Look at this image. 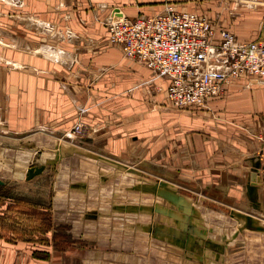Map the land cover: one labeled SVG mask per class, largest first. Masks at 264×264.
I'll list each match as a JSON object with an SVG mask.
<instances>
[{
  "label": "crops",
  "instance_id": "obj_1",
  "mask_svg": "<svg viewBox=\"0 0 264 264\" xmlns=\"http://www.w3.org/2000/svg\"><path fill=\"white\" fill-rule=\"evenodd\" d=\"M244 4L256 5L250 10L253 15L240 14ZM0 5V209L14 213L19 225L31 221L32 228L42 229L40 244L52 246L56 228L75 230L74 246L84 243L86 236L98 238L83 230L119 220L120 206L131 207L128 212L134 213L142 202L140 196L148 202L157 199L136 188L138 182L142 186L149 180L77 153H65L55 166L47 165L40 175L26 180L27 169L52 160L61 144L184 191L200 211L196 220L208 225L215 218H226L219 213L220 217L211 216L220 207L264 222L260 169L255 200L246 194L264 132V78L233 82L221 96L209 100L207 108L185 114L177 108L170 111L167 81L124 58L109 44L107 29L116 18L153 16L171 5L177 11L207 16L217 36L227 30L241 42L261 40L264 0H0ZM245 17L256 20L255 30L239 36L230 22ZM38 22L50 24V33H44ZM44 46L56 47L65 58L48 59L41 55ZM77 123L84 126V135L63 140ZM47 179V185L40 183ZM10 182H17L22 190L16 188L11 194ZM4 204L18 211L3 208ZM6 236H0V244L7 243ZM233 241L225 256L231 264H241L242 249ZM47 253V260L55 257ZM257 261L253 255L245 262Z\"/></svg>",
  "mask_w": 264,
  "mask_h": 264
},
{
  "label": "rangeland",
  "instance_id": "obj_2",
  "mask_svg": "<svg viewBox=\"0 0 264 264\" xmlns=\"http://www.w3.org/2000/svg\"><path fill=\"white\" fill-rule=\"evenodd\" d=\"M254 7L256 5L244 4L239 10L241 11L240 14L251 16L253 12L250 10H253ZM221 23L224 24V22ZM230 23L235 24L239 36H247L249 29L255 30L252 26L256 23V20L253 17H245ZM23 26L26 27V24ZM40 27L42 28L41 25ZM73 59L72 56L71 61ZM159 94H162V92ZM155 104L159 105V102H155ZM167 107L169 110L177 111L169 100ZM188 111L180 110L177 112L185 114L189 113ZM169 124L172 125V120H169ZM76 125H81V123ZM82 130V135H84V126H82ZM66 134L72 140L76 137L69 132ZM65 141L70 142L69 139H65ZM35 165H38V163ZM48 182L49 179L40 183L47 185ZM10 183L13 184L8 190L11 194H16V188L21 190L23 188L21 185L17 186V182ZM140 187L141 184L138 182L136 188L140 190ZM181 192L185 196L184 191L181 190ZM140 197L142 202L137 203L134 213L128 212L131 207L120 206L119 220L99 222L95 228H86V230H83V232L85 231L84 234L94 233L98 238L86 236L88 239L84 243H82L83 241L79 242L76 246L72 245L76 243V240L73 239L76 236L73 235L75 230H72L71 233L65 228H56V238L52 246L40 244L42 229L32 228L31 221L19 225L14 213L6 214L0 209V236L7 234L6 237L9 238L8 240L5 238L6 244H0V264H231L225 253L227 250L230 252L227 247L233 240H235L233 243L238 242L236 244H239H235L237 249H242L239 253L242 260L241 264H247L245 261H248L253 255L258 260L256 264H261V262L264 264V233L248 230L238 232L241 223L230 216L231 211L245 212L232 208H217L218 212H210L211 216L220 217L222 215L226 218H215L208 225L202 219L200 221L196 220V218L198 219L197 216L200 215V211L193 206L197 216L195 218V213L189 215V221L186 223L187 227L183 229L185 219L182 212L160 197H156L155 201L154 198H151L149 202L145 200L147 197ZM36 199L38 200V197ZM193 199L195 200V196ZM2 207L11 208V211L14 212L15 210L18 211L17 208L8 207L5 204ZM165 211H170L171 214L163 213ZM29 220H32V218ZM198 233L202 234L203 237ZM113 236H115L114 243L111 241ZM105 237L109 238V241ZM16 240L23 243L15 244ZM37 242L39 243L37 244ZM248 247H251V249ZM70 248L72 249L67 251ZM36 252H51V255H55V257L50 261L43 260L41 258H45L44 254L41 256L37 253V257H35L33 254ZM38 255L41 258H38ZM32 258L38 261H34Z\"/></svg>",
  "mask_w": 264,
  "mask_h": 264
},
{
  "label": "built area",
  "instance_id": "obj_3",
  "mask_svg": "<svg viewBox=\"0 0 264 264\" xmlns=\"http://www.w3.org/2000/svg\"><path fill=\"white\" fill-rule=\"evenodd\" d=\"M108 42L122 56L167 81L165 94L178 110L207 108L237 80L264 78V39L241 42L230 31H217L205 15L167 5L153 16L116 18L107 23ZM86 111V110H82ZM75 125L63 138L82 135ZM259 151L264 176V132Z\"/></svg>",
  "mask_w": 264,
  "mask_h": 264
},
{
  "label": "water",
  "instance_id": "obj_4",
  "mask_svg": "<svg viewBox=\"0 0 264 264\" xmlns=\"http://www.w3.org/2000/svg\"><path fill=\"white\" fill-rule=\"evenodd\" d=\"M65 153H68V154L77 153V154H81V155H84V156H87L93 159L103 160L105 162L115 165L121 171L126 170L128 173L135 175L137 178L143 177L145 180H149V182L148 181L144 182L143 185L140 187V189L144 192H150L153 195L162 198L169 205L175 207L177 210L182 212L184 214V219H185V221L183 222V227H182L183 229H186L187 227L186 223L189 221L188 220L189 215L195 213L194 215L197 216V212H195L193 209L192 202L187 197H185L183 194H181L180 191L177 190L174 186L166 182L156 183L155 180H152L151 178L146 177L144 174H142L136 169L127 168L126 166L118 164L117 162H113L107 158H103L101 156H98L97 154L88 152L86 150H82L73 145L64 147L61 144L60 146L59 145L56 146L55 157L52 160L46 162L45 164L31 166L27 169V172L25 175L26 180H31L35 176L40 175L47 165L50 167L55 166L58 160L62 158L65 155ZM252 167L253 169L251 171V179L248 181L246 185V194L250 201L255 200V197L257 195V190L261 186V178L258 175L259 174L258 169H260L259 158H258V163L256 165H253ZM163 213H166L169 215L171 214L170 211H165ZM230 216L234 217L238 222L241 223V226L238 227V232L248 230L252 232L264 233V223H262L261 220L255 218L254 216L250 214H246V213L235 212V211H231Z\"/></svg>",
  "mask_w": 264,
  "mask_h": 264
},
{
  "label": "bare ground",
  "instance_id": "obj_5",
  "mask_svg": "<svg viewBox=\"0 0 264 264\" xmlns=\"http://www.w3.org/2000/svg\"><path fill=\"white\" fill-rule=\"evenodd\" d=\"M4 2L5 1H7V2H11V0H3ZM36 24V23H35ZM38 24L39 25H41L42 26V31L43 32H45V33H50V30H51V27H50V24L49 25H47V24H45V23H43V22H38ZM5 45V44H4ZM42 52H43V54H41V55H44L45 57H47L48 59H50V60H54V61H57V62H59V61H61V60H63V56H64V52H62V51H59L56 47H48V46H44L43 48H41L40 49ZM39 52V51H38ZM41 53V52H40ZM46 58V59H47ZM7 61V60H6ZM53 61V62H54ZM12 62V61H11ZM6 64H10V62L9 61H7V63ZM70 133V132H69ZM261 174V173H260Z\"/></svg>",
  "mask_w": 264,
  "mask_h": 264
},
{
  "label": "trees",
  "instance_id": "obj_6",
  "mask_svg": "<svg viewBox=\"0 0 264 264\" xmlns=\"http://www.w3.org/2000/svg\"><path fill=\"white\" fill-rule=\"evenodd\" d=\"M55 238L56 237H54V240H55ZM45 242V244H46V241H44ZM47 245V244H46ZM37 253H39V252H36V253H34L33 255L35 256V257H37ZM41 256L44 254V256H45V258H41L40 257V255H38V258H41V259H43V260H47L48 259V257H49V254L47 253V252H42V253H39Z\"/></svg>",
  "mask_w": 264,
  "mask_h": 264
}]
</instances>
